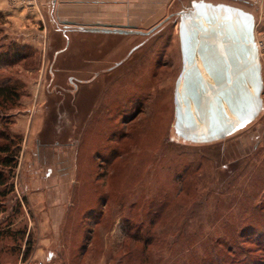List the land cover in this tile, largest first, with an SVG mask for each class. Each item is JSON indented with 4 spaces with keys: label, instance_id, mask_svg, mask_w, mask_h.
<instances>
[{
    "label": "rangeland",
    "instance_id": "1",
    "mask_svg": "<svg viewBox=\"0 0 264 264\" xmlns=\"http://www.w3.org/2000/svg\"><path fill=\"white\" fill-rule=\"evenodd\" d=\"M236 2L253 12L264 48V0ZM173 22L144 36L71 40L54 59L60 41L43 59V32L10 35L0 12V84L19 94L0 108V131L20 138L0 200L61 201L53 217L43 206V236L54 242L47 260L44 245L45 264H264V66L263 109L251 124L219 142L180 143L171 127L180 70ZM23 36L29 43L18 44ZM30 111L43 125L28 141ZM183 169L191 170L184 180ZM22 211L0 214V264L35 244L7 227L22 224Z\"/></svg>",
    "mask_w": 264,
    "mask_h": 264
},
{
    "label": "water",
    "instance_id": "2",
    "mask_svg": "<svg viewBox=\"0 0 264 264\" xmlns=\"http://www.w3.org/2000/svg\"><path fill=\"white\" fill-rule=\"evenodd\" d=\"M172 15L180 52L172 95L173 135L190 145L219 142L247 127L263 109L255 16L236 0H187ZM156 27L79 29L148 35Z\"/></svg>",
    "mask_w": 264,
    "mask_h": 264
},
{
    "label": "crops",
    "instance_id": "3",
    "mask_svg": "<svg viewBox=\"0 0 264 264\" xmlns=\"http://www.w3.org/2000/svg\"><path fill=\"white\" fill-rule=\"evenodd\" d=\"M186 2L187 0H0V12L8 19V22L11 21L6 27L10 35L11 33L16 35L22 30L26 31L25 34L27 32H43L41 34L43 35V59L47 55V46L58 45L61 41L59 47L64 45L53 54L55 59L56 55L68 47L71 40L80 43L81 37H91L104 42L112 35V33L80 30L79 28L82 26H124L145 31L153 26L164 24L171 18L175 22V17L170 15ZM25 23H29L30 27H26ZM15 40L22 45L29 43V38L24 36L21 39L15 38ZM35 41L37 46L41 45L40 39ZM49 69V72L52 73L51 67ZM71 77L73 78V76ZM75 78L74 76L73 80ZM74 85L77 88L76 83ZM27 112L28 110H23V114H27ZM28 117L30 122L27 123L29 126H26V130L29 127L30 136L27 138L30 141L42 128L43 114L38 111L32 113L30 111ZM24 140L26 145L25 137ZM17 202L23 210L19 216L23 220L22 223L25 224L23 239L26 240L31 233L32 238H35L36 241L26 258L22 257V251L19 253L15 264H45L43 262L44 245L46 244L48 247L47 255L44 253L47 260L52 256L53 250L49 247L54 242H50L53 239L50 240L49 234L43 236V224L50 223L49 220H46L47 212L43 211V206L50 204L54 208L53 213L50 212V216L53 217L61 205V201L56 199H18ZM43 238H47V242H44ZM52 238H57V236Z\"/></svg>",
    "mask_w": 264,
    "mask_h": 264
},
{
    "label": "trees",
    "instance_id": "4",
    "mask_svg": "<svg viewBox=\"0 0 264 264\" xmlns=\"http://www.w3.org/2000/svg\"><path fill=\"white\" fill-rule=\"evenodd\" d=\"M18 99H19L18 90L14 86L7 84V83L3 85L0 84V108H6L7 103L11 104V106H14L16 105ZM0 138L8 141L6 144H0V155L2 154V156H0V167H1L0 168V187H1L7 184L8 172L11 170L14 171V168L16 167V161L18 157L17 155L19 153V148H20V138H18L17 140L15 135L10 136L9 134H6V133L4 134V132L2 131H0ZM113 150L114 148L113 149L112 147L109 148L108 155L104 158L102 163L109 161L110 159L109 156L110 155L112 156V153L114 152ZM94 151L96 152V150ZM4 167H6L8 171V172L6 171V174L3 169ZM183 172L185 173V175L183 174L184 175L183 178L179 175L178 176L179 180H181V178L182 180H184L186 176H189L191 174V170L186 171V169H183L181 173ZM14 191H15L14 186L10 185L8 192L13 194ZM17 201H18L17 198L15 199L7 198V199L0 200V207L7 206V209L0 211V214L1 213L14 214L16 211V208L20 209L19 207L20 205ZM9 222L7 224V227L11 225ZM10 229H13L12 231L21 229V230L16 231L19 233L18 239L20 240V238L22 239L24 238V233H25L24 223L21 224L20 222H16V224L14 226H11ZM8 232H11V230H8ZM30 234L26 238V241H28V239L30 238ZM30 250L31 249H24L22 251V257L26 258L29 255Z\"/></svg>",
    "mask_w": 264,
    "mask_h": 264
},
{
    "label": "flooded vegetation",
    "instance_id": "5",
    "mask_svg": "<svg viewBox=\"0 0 264 264\" xmlns=\"http://www.w3.org/2000/svg\"><path fill=\"white\" fill-rule=\"evenodd\" d=\"M156 29V28H155ZM155 29L153 30V31H155ZM144 36V35H143ZM96 75L95 76H97V74H98V72L97 73H95ZM94 78V77H93ZM70 80H71V78H70ZM72 80H73V78H72ZM138 106H140V105H138ZM136 107V110H135V113L133 114V115H131L129 118H125L124 119V123H130V122H132V121H134L135 120V118L137 117V115L138 114H140V107Z\"/></svg>",
    "mask_w": 264,
    "mask_h": 264
},
{
    "label": "built area",
    "instance_id": "6",
    "mask_svg": "<svg viewBox=\"0 0 264 264\" xmlns=\"http://www.w3.org/2000/svg\"><path fill=\"white\" fill-rule=\"evenodd\" d=\"M257 46L259 50V60L261 62V66H264V48L259 44V42H257Z\"/></svg>",
    "mask_w": 264,
    "mask_h": 264
}]
</instances>
